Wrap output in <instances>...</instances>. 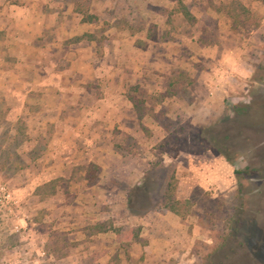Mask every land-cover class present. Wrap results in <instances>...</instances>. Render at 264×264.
<instances>
[{
  "label": "rangeland",
  "instance_id": "obj_1",
  "mask_svg": "<svg viewBox=\"0 0 264 264\" xmlns=\"http://www.w3.org/2000/svg\"><path fill=\"white\" fill-rule=\"evenodd\" d=\"M67 1L65 28L88 24L49 31L58 43L40 61L62 87L8 91L35 83L15 67L26 46L8 56L0 43V70L12 68L0 80V264H206L243 200L264 191V0ZM234 118L255 138L233 164L192 137ZM150 176L155 207L132 215L128 192ZM260 208L245 210L258 212L248 246L264 258ZM167 212L171 251L158 259L144 247Z\"/></svg>",
  "mask_w": 264,
  "mask_h": 264
},
{
  "label": "crops",
  "instance_id": "obj_2",
  "mask_svg": "<svg viewBox=\"0 0 264 264\" xmlns=\"http://www.w3.org/2000/svg\"><path fill=\"white\" fill-rule=\"evenodd\" d=\"M20 1L23 2L24 5H8V2L6 0H0V31H5L4 36L0 38V43H3V45L5 43V47L8 48V50L5 52L8 53V56L12 55V43H22L24 44V46H26L25 50L20 52L17 56L18 59L22 60L21 62L16 64L15 67H17L18 70H24L25 67H28L29 71L32 70L31 78H33L32 80L35 83V86L33 87L32 82H29V80L17 79L19 83L22 84H8L6 85V87H9V89L7 90L12 91V93L14 94H18L22 93V90L24 89L38 88L39 90H42L43 88H52L54 87L53 85H59L62 87L61 82H58L59 84H55L51 81V75H49L50 73L48 67L40 65L42 57L44 55H50V47L49 45H47L46 47V44H55V42H57L55 41V38H52L51 40L47 39L48 33L49 31H51L52 33L53 30H55L56 32H58V37L62 34L64 29V33L67 34L69 31V35H74L75 30L79 31L81 28L86 27V24L88 23L83 22L82 24H80L78 22L75 24L74 22V24L69 29L65 28L67 26V21L65 20L64 16L61 15V13H65V11H72L68 3L69 1L67 0ZM41 1H43V3L45 2L46 4H42ZM58 14H60V17H58ZM12 28H14L15 30L12 31ZM82 31L80 30V33ZM85 31H87V29H85ZM37 43L39 44L37 45ZM27 53H32V55L37 54V58H39L40 60H34V62L30 63L31 65L27 64L28 62L23 61V58L24 60L27 58H32V56L26 57L25 54ZM1 54L0 58L2 56ZM17 69H15L16 71L14 72H18ZM0 72L2 71L0 70ZM6 73L12 75V68L7 67L5 72L3 71L2 73H0V80L3 78V76L6 75ZM57 102L58 103L56 105H65L63 99L60 101V104L59 100H57ZM156 217H158L156 219L157 222H155L151 227L152 231H150V227H147L148 230L146 231V234L149 235L150 231V238H148L150 239V241L148 243V246L144 247V250L147 249L148 253L153 257L155 256L158 257V259H164V254L168 255V253H170L171 251V243L169 242L167 235L168 231L171 229V227H169L168 225V221L173 218L172 214H170L169 212L165 214L160 213ZM151 219L152 216L150 215L147 219L149 223H152V221L150 222ZM157 232L160 234L158 235Z\"/></svg>",
  "mask_w": 264,
  "mask_h": 264
},
{
  "label": "trees",
  "instance_id": "obj_3",
  "mask_svg": "<svg viewBox=\"0 0 264 264\" xmlns=\"http://www.w3.org/2000/svg\"><path fill=\"white\" fill-rule=\"evenodd\" d=\"M236 114H239L240 109L236 106H231ZM242 122L236 118L230 120L227 124H223L221 129H217L216 125H199L194 128L192 137L199 143L213 148L220 153L226 161L234 163L236 150L242 147L247 148L255 138L253 134L244 132L246 129ZM245 170H234L235 174H244ZM172 185H169V189ZM153 177H144L140 182L135 184L127 195V208L132 215H144L146 212L155 207ZM165 196L164 190L162 198ZM264 191L260 190L256 198H245L242 202V207L236 209V212L228 219V230L221 235L218 242L211 251L206 255V264H264V258L259 257L255 249L248 246L249 239L255 236L256 228H258V219L255 213H250L245 210L250 205L251 209H261L263 205ZM142 200H146L147 204L142 207ZM166 200H172L171 194L166 197ZM165 208L177 214L173 206H169L168 202ZM119 236L120 230H116ZM129 235V232H126ZM138 237V233L136 234ZM263 237V236H259Z\"/></svg>",
  "mask_w": 264,
  "mask_h": 264
}]
</instances>
